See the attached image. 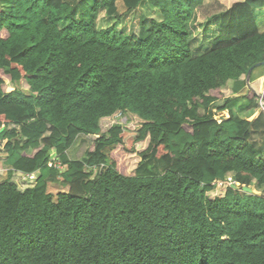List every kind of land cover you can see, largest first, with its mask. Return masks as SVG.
Segmentation results:
<instances>
[{"label": "trees", "instance_id": "1", "mask_svg": "<svg viewBox=\"0 0 264 264\" xmlns=\"http://www.w3.org/2000/svg\"><path fill=\"white\" fill-rule=\"evenodd\" d=\"M143 3L154 13L127 30ZM205 5L0 0V264H264V145L251 134L264 115L239 114L258 108L263 78L236 102L264 61V0ZM101 13L114 23L97 27ZM119 113L138 126L101 127ZM80 136L94 138L71 158ZM16 171L35 184L18 189Z\"/></svg>", "mask_w": 264, "mask_h": 264}, {"label": "rangeland", "instance_id": "2", "mask_svg": "<svg viewBox=\"0 0 264 264\" xmlns=\"http://www.w3.org/2000/svg\"><path fill=\"white\" fill-rule=\"evenodd\" d=\"M234 1L235 0H205V4L206 5H205V7L203 9L204 15H209V14L217 13L219 11H223L225 8L231 7V5H232V3ZM117 5H118V9H120V11H123L124 10L121 1H118L117 2ZM144 10H145L144 13H146V14H153L154 13L153 11L150 12V10L147 9L146 7H144ZM138 11L141 12L143 10L140 9ZM136 15L139 16V14H136ZM102 16H103V13L100 14L99 19L96 22V26L97 27H101L102 25L104 27H107L108 25H111L112 23H114V19H109V17H107V19H109V20H104V18H102ZM134 18L135 17L133 16L131 18H127L126 19V23L124 25L126 26V29L127 30H129V28L131 27L132 21H135ZM198 21L201 23V24H198L199 25V32L198 33L199 34H203V32H204L203 29L206 30L205 27H207V26L202 25V23L204 21V16L200 15V19H198ZM121 25H123V23ZM121 25L118 26L117 28H120ZM212 25L213 26H210L209 27V30L215 28V24H212ZM196 37L198 38L199 36H196ZM263 72H264V65L255 68L254 69V72H253V75L255 74L254 76H257L258 74H261ZM253 81H252L253 83L250 82L251 90L250 89L249 90L248 89L246 90V94H248L247 96H249V97H251L252 94H253V92L255 90L257 91L260 88V85H261L260 84V81L257 82L256 79L253 80ZM253 84H254V86L252 87ZM9 87H12V84H5L4 85V88H9ZM21 87L23 89H25L27 87L24 81H22ZM220 93H222L223 96H221L220 98H218L216 100L215 103L218 104V105L222 104L225 98L230 97L231 91H230V89L228 87H226V88H223ZM212 94H213V92H212ZM245 97L244 98H241V101H243V102L238 103V105H243L244 103L246 104ZM255 111H257V110H255ZM200 112L201 113L203 112V108H200ZM224 112H226V111H224ZM260 112L261 111H258V113L255 112L252 115V117H250V119L252 120L254 117L257 118L258 115L261 114ZM218 117H217V120H221ZM225 117H227V116H225ZM112 122H121L123 124H126L128 127H137L138 126V123H139V120H136L134 118L132 120H130V119L127 120V118L125 116H123L121 113H119L116 116H114L113 118H111L110 120H108L107 122H102L101 123V127L103 129L104 128H108L109 125H111ZM263 128H264V125H263ZM259 130H261V129L251 130V134H252V139L253 140L255 139L254 141L257 142L259 144V146H262L261 144H263L264 140H262L263 138L261 137V134H264V131L261 132V134H260L258 132ZM254 133H256V134L254 135ZM93 138L91 136L90 137H88V136H80V137H78L77 140L75 141L74 145L72 146V148H70L68 150V155L71 158H80L81 156H83L84 153L87 151V149H89V147L91 146V143H92V139ZM143 146H144V143L143 142H140V143L136 144V147L137 148H141ZM0 154H2V153H0ZM0 160H1V158H0ZM1 163H2V161H0V166H2ZM129 171L131 172L132 171V168H130ZM226 177H227L226 178L227 180L230 179V180L234 181L233 183H236L237 185H240L238 182H236L233 179V174L232 173H228ZM0 179H2V178H0ZM36 179L37 178L35 177V179L33 181H28V180H25V179H24V181H20L19 178H17V176L14 175L13 182L16 183L18 189L23 190L26 187H29V186L34 185L35 182H36ZM51 184L52 183L48 184V188H49L48 190H50L51 192H55L57 189L55 188V186H53Z\"/></svg>", "mask_w": 264, "mask_h": 264}, {"label": "crops", "instance_id": "3", "mask_svg": "<svg viewBox=\"0 0 264 264\" xmlns=\"http://www.w3.org/2000/svg\"><path fill=\"white\" fill-rule=\"evenodd\" d=\"M144 7H147V5H146V3H143V4H141L135 11H133V12H131V14L129 15V17L128 18H131V17H135L134 18V20L136 21L137 20V18H138V15H136V14H144V12H145V10H144ZM143 10V11H138V10ZM143 12V13H142ZM102 18H104V20H109V19H107V16H102ZM127 19V18H126ZM135 21H132V24H133V22H135ZM101 27H104L103 25L101 26ZM130 29V28H129ZM264 77V74L263 73H261V75L260 76H257L255 79L256 80H259V79H261V78H263ZM254 79V80H255ZM255 84V83H254ZM254 84L252 85V87L254 86ZM248 88L246 87V90H247ZM249 90V89H248ZM248 95V94H247ZM246 96V91H245V93H243V94H241V95H238V98L236 99V102H237V104L238 103H241V102H243V101H241V98H244ZM248 98H250L249 96H247ZM247 97H245V99H246V103L248 102V98ZM237 104H234V105H237ZM245 107H247V104H243V105H241V109H243V108H245ZM255 110H257V111H254V112H251V111H246L245 109H243L242 110V112L240 113L239 112V114L241 115V116H244V117H246L247 115H248V113L251 115H253L255 112H257L258 113V109H255ZM224 111H226V112H224ZM224 111H220V112H218L217 114H216V116L215 117H218L219 115H222V116H227V110H224ZM249 115V116H250ZM248 116V117H249ZM255 119V117L252 119V120H254ZM263 130H264V128H261V130H259L258 132L261 134V132H263ZM256 133H254V135H255ZM253 135V136H254ZM261 137L263 138L262 140H264V134H261ZM255 140V139H254ZM255 144L256 145H259L257 142H255ZM261 145H264V142H263V144H261ZM252 187V186H251ZM252 189H253V191L254 192H256L255 191V189L252 187ZM261 190H263V189H261ZM263 192H264V190H263ZM256 193H258V192H256Z\"/></svg>", "mask_w": 264, "mask_h": 264}, {"label": "built area", "instance_id": "4", "mask_svg": "<svg viewBox=\"0 0 264 264\" xmlns=\"http://www.w3.org/2000/svg\"><path fill=\"white\" fill-rule=\"evenodd\" d=\"M263 87H264V78H263ZM257 100H258V111H261L260 113H262L264 115V88H262L260 93L257 95ZM54 164L57 167V169H59L60 171L63 170V166H62L60 160L56 159ZM5 173H6V168L3 165L0 166V176L5 175ZM14 175H16L17 178H19L20 181H24V179L28 180V181H33L35 179V177H36L34 173L33 174L32 173L23 174L22 172H17V171L14 172ZM227 182L230 184V183H233L234 181L229 179V180H227ZM221 183L222 182H218L219 185Z\"/></svg>", "mask_w": 264, "mask_h": 264}, {"label": "water", "instance_id": "5", "mask_svg": "<svg viewBox=\"0 0 264 264\" xmlns=\"http://www.w3.org/2000/svg\"><path fill=\"white\" fill-rule=\"evenodd\" d=\"M262 65H264V61L256 63L255 65H253V66L248 70V73H247V75H246V80H245V82H246V87H247L248 89L251 90V86H250V77H251V73H252V71H253L255 68L260 67V66H262ZM253 93H254V92H253ZM227 117H228V114H227ZM249 128H251V126H249ZM230 184H231L233 187H237V184H236V183H230ZM241 188H242V190H244V191L254 192L251 186H246V185H244V186H241Z\"/></svg>", "mask_w": 264, "mask_h": 264}, {"label": "clouds", "instance_id": "6", "mask_svg": "<svg viewBox=\"0 0 264 264\" xmlns=\"http://www.w3.org/2000/svg\"><path fill=\"white\" fill-rule=\"evenodd\" d=\"M263 78H264V77H263ZM262 88H264V87H263V84H262ZM220 116H221V115H220ZM220 116H219V118L221 119V117H220ZM224 117H225V116H224ZM215 118L217 119V117H215Z\"/></svg>", "mask_w": 264, "mask_h": 264}]
</instances>
